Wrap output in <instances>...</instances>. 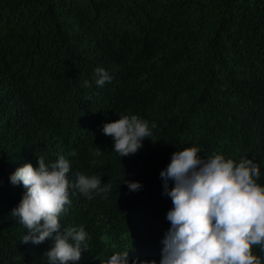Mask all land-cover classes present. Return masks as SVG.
Wrapping results in <instances>:
<instances>
[{
    "label": "trees",
    "instance_id": "trees-1",
    "mask_svg": "<svg viewBox=\"0 0 264 264\" xmlns=\"http://www.w3.org/2000/svg\"><path fill=\"white\" fill-rule=\"evenodd\" d=\"M98 67L112 77L103 87ZM131 115L156 127L121 157L102 126ZM193 146L252 160L264 187V0H0V264H49L52 240L20 243L27 229L10 213L26 189L9 177L60 156L69 180L111 184L91 200L69 189L61 231L82 225L91 239L67 264L129 250V264H160L173 208L160 173ZM252 253L264 264L261 246Z\"/></svg>",
    "mask_w": 264,
    "mask_h": 264
},
{
    "label": "clouds",
    "instance_id": "clouds-1",
    "mask_svg": "<svg viewBox=\"0 0 264 264\" xmlns=\"http://www.w3.org/2000/svg\"><path fill=\"white\" fill-rule=\"evenodd\" d=\"M95 75L98 87L111 82L112 77L103 68H96ZM84 86L90 87L89 82ZM155 127L153 123L151 128ZM151 128L147 121L131 115L104 124L102 132L113 138V150L127 157L142 148L144 138L152 136ZM199 152L195 146L174 152L170 164L160 173L165 182H173L171 190L165 183L173 208L166 214L171 227L161 242L160 264H261L252 253L253 245L264 251V187L256 183L260 177L258 165L249 159L236 164L221 155L203 159ZM100 154L97 148L96 155ZM68 155L77 153L72 150ZM37 165L25 164L9 177L12 185L22 184L26 189L10 213L27 229L20 243L52 240L53 246L45 253L49 264L78 261L82 250H88L85 242L91 238L82 225L78 229L63 227L61 231L59 217L71 207L69 189L75 188L91 200L94 192L107 193L111 184L102 186L101 177L78 172L73 173L74 180H69L71 164L64 156L50 165L43 157L37 158ZM124 183L133 192L142 187L136 182ZM129 251L115 253L100 264H129Z\"/></svg>",
    "mask_w": 264,
    "mask_h": 264
}]
</instances>
